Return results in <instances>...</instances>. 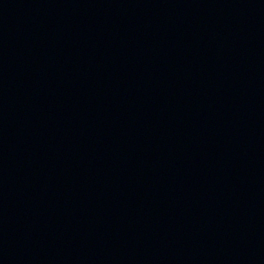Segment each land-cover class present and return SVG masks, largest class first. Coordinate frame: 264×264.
<instances>
[{"label":"water","instance_id":"obj_1","mask_svg":"<svg viewBox=\"0 0 264 264\" xmlns=\"http://www.w3.org/2000/svg\"><path fill=\"white\" fill-rule=\"evenodd\" d=\"M0 264H264V0H0Z\"/></svg>","mask_w":264,"mask_h":264}]
</instances>
